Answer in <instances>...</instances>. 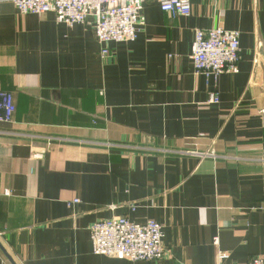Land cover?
<instances>
[{
    "label": "crops",
    "instance_id": "obj_1",
    "mask_svg": "<svg viewBox=\"0 0 264 264\" xmlns=\"http://www.w3.org/2000/svg\"><path fill=\"white\" fill-rule=\"evenodd\" d=\"M190 3L188 17L145 3L136 39L101 56L90 23L2 0L0 91L15 110L0 122V264L264 258V0ZM220 26L240 34L238 72L194 74L195 29ZM114 216L162 225L167 256L95 255L88 228Z\"/></svg>",
    "mask_w": 264,
    "mask_h": 264
},
{
    "label": "built area",
    "instance_id": "obj_2",
    "mask_svg": "<svg viewBox=\"0 0 264 264\" xmlns=\"http://www.w3.org/2000/svg\"><path fill=\"white\" fill-rule=\"evenodd\" d=\"M16 12L24 16L53 13L55 22L72 27L90 23L95 37L102 45L101 56H107L110 42L134 41L143 28V5L154 2L163 12L172 16L188 17L192 12L190 0H9ZM2 0H0V3ZM237 30L214 27L209 30L195 29L191 58L194 74L217 78L226 73H237L240 56V39ZM219 101V92L213 91L208 103ZM15 110L14 97L0 91V122H9ZM201 156H213L212 152ZM9 195L8 190H4ZM73 203H79L74 199ZM71 204V203H69ZM133 205L130 206L133 209ZM91 249L95 255L118 257L129 261H161L168 254L163 244L162 225L153 219L144 224L124 216L99 219L89 226ZM217 243V238L213 239ZM218 259H228L226 252H218ZM246 264H264V258L252 256Z\"/></svg>",
    "mask_w": 264,
    "mask_h": 264
}]
</instances>
